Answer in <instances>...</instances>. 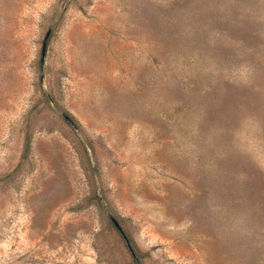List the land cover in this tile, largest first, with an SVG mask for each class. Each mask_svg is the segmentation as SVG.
I'll return each instance as SVG.
<instances>
[{
    "label": "rangeland",
    "instance_id": "1",
    "mask_svg": "<svg viewBox=\"0 0 264 264\" xmlns=\"http://www.w3.org/2000/svg\"><path fill=\"white\" fill-rule=\"evenodd\" d=\"M131 248L264 264V0H0V264Z\"/></svg>",
    "mask_w": 264,
    "mask_h": 264
},
{
    "label": "water",
    "instance_id": "2",
    "mask_svg": "<svg viewBox=\"0 0 264 264\" xmlns=\"http://www.w3.org/2000/svg\"><path fill=\"white\" fill-rule=\"evenodd\" d=\"M49 31L47 30L44 35L43 38L41 40V45H40V60H42L43 58V53H44V49H45V41H46V37L48 35ZM113 222L115 223V225H117V223L113 220Z\"/></svg>",
    "mask_w": 264,
    "mask_h": 264
},
{
    "label": "trees",
    "instance_id": "3",
    "mask_svg": "<svg viewBox=\"0 0 264 264\" xmlns=\"http://www.w3.org/2000/svg\"><path fill=\"white\" fill-rule=\"evenodd\" d=\"M207 91H208V90H205L204 92L207 93ZM130 251H131V255H132V257H133V262H134V264H141V262H140V258H139L138 255L134 252V250L131 248Z\"/></svg>",
    "mask_w": 264,
    "mask_h": 264
}]
</instances>
